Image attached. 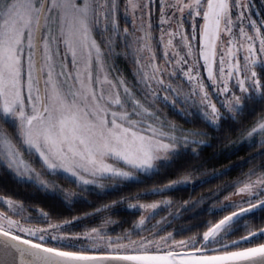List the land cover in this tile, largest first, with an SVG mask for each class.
<instances>
[{"label":"snow or ice","instance_id":"1","mask_svg":"<svg viewBox=\"0 0 264 264\" xmlns=\"http://www.w3.org/2000/svg\"><path fill=\"white\" fill-rule=\"evenodd\" d=\"M251 8V0H0V175L68 206L143 184L210 146L208 131L185 129L170 111L215 131L240 125V142L261 157L208 196L165 195L207 182L191 165L70 218L0 194V264H264V227L246 219L264 220V17ZM129 200L139 216L109 234L124 223L113 219L116 206ZM86 218L94 223L81 226ZM183 232L191 234L176 239Z\"/></svg>","mask_w":264,"mask_h":264},{"label":"trees","instance_id":"2","mask_svg":"<svg viewBox=\"0 0 264 264\" xmlns=\"http://www.w3.org/2000/svg\"><path fill=\"white\" fill-rule=\"evenodd\" d=\"M251 3L258 9L259 19L264 17V0H251ZM122 59L118 61L119 66L126 71L127 66L122 65ZM261 105H256L254 110L246 114L243 118L244 124H250L256 117V114L261 110ZM169 118L174 119L182 125L184 128L189 129H203L209 132V144L210 146H201L199 154L196 157H187L182 160L177 166V169L170 170L167 174L152 177L151 179H145L143 184L130 183L121 186L118 190L109 192L107 194H90L86 200H80L76 203L68 206L62 203L57 198L49 196L43 192L35 191L31 186L18 185L7 176L0 175V194L12 195L14 198L22 199L26 203L32 205H38L45 208L46 210H53L54 214L60 215L62 218H70L72 216H83L84 213H90L94 208L98 207L102 203H108L111 200L119 199L123 197H133L137 193L141 192L145 188H150L154 183H164L168 179L177 178L178 170L188 168L191 165L197 166L195 175L201 179H205L206 183L196 182L194 187H181L178 190L165 193V195L171 196L174 199H188L189 197L196 198L201 195L208 196L209 193L213 192L217 186L222 185L225 182H231L241 176V173L246 172L253 164H259L261 157L257 154V148L255 145H249L248 142H242L235 145V142L239 138V132L237 129L240 125H232L228 127V123H225L224 128L220 131H215L212 128H208L202 120L194 119L192 122H185L180 116L175 115L173 112H169ZM191 119V118H190ZM254 157V159L250 158ZM250 161V162H248ZM225 174L222 176H214L216 170H224ZM234 188H228L220 193V199H222L228 192H231ZM143 201H151L158 199L156 196H144L138 197ZM132 201V200H129ZM128 202V201H126ZM125 202V203H126ZM214 203L213 200L209 199L206 206H210ZM232 209H228L230 211ZM225 213H217V215H223ZM113 219L124 221L120 226H111L112 231L109 234H117L121 231L122 227H128L132 220L139 216V212L133 209H128L124 204L116 206V210L112 213ZM246 219L252 220V223L256 227H264V220L258 216L246 217ZM94 223L90 218L83 219L80 224ZM177 226L183 221L176 222ZM242 223V222H241ZM76 231L81 230V227H77ZM166 230H172L171 227ZM192 231H195L193 229ZM189 232H183L176 235L177 238H183L184 236L190 235ZM243 229L236 232L231 239L237 238L243 235Z\"/></svg>","mask_w":264,"mask_h":264},{"label":"rangeland","instance_id":"3","mask_svg":"<svg viewBox=\"0 0 264 264\" xmlns=\"http://www.w3.org/2000/svg\"><path fill=\"white\" fill-rule=\"evenodd\" d=\"M251 14H252V16H253V18H255V19H257V20H259V12H258V9L252 4V8H251ZM158 20H159V13H158V9H156V11H155V14H154V23H157L158 24ZM122 27H123V25H121ZM186 28H187V31L190 33L191 32V22L189 21L187 24H186ZM156 35L157 36H159V29L158 28H156ZM242 55V54H241ZM123 61V60H122ZM126 64V66H127V70L125 71L126 72V74H128V76H129V79H131V66L130 65H128L127 63H125L124 61L122 62V65H125ZM201 64H202V61H201ZM201 71H202V75L205 77V79H206V72H203V70L201 69ZM176 83H179V81H176ZM187 85L185 84V88L187 89ZM185 129H189V128H185ZM246 142V141H245ZM239 143H242V142H240V138H238V140L235 142V145H237V144H239ZM61 183H64L63 181H60ZM65 186H67V185H65ZM233 191V190H232ZM227 195V194H226ZM223 199V198H222ZM234 199H236V200H240L241 198L239 197V196H237V197H234ZM143 201V200H142ZM129 202H134V201H128V202H126V203H124V206L125 207H127V203H129ZM146 202H150V201H146ZM232 210H234V209H232ZM163 214V213H162ZM157 218H159V217H157ZM75 230V229H74ZM167 231H171V230H167ZM163 233H161V235H162ZM113 236H115V234H112ZM176 239H181V238H177L176 237Z\"/></svg>","mask_w":264,"mask_h":264}]
</instances>
